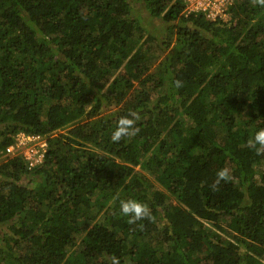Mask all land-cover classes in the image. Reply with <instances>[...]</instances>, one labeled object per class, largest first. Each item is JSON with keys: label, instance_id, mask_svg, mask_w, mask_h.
I'll list each match as a JSON object with an SVG mask.
<instances>
[{"label": "trees", "instance_id": "obj_1", "mask_svg": "<svg viewBox=\"0 0 264 264\" xmlns=\"http://www.w3.org/2000/svg\"><path fill=\"white\" fill-rule=\"evenodd\" d=\"M138 1L161 28L133 0H0V264H264V7ZM19 131L47 136L34 167L5 154Z\"/></svg>", "mask_w": 264, "mask_h": 264}, {"label": "clouds", "instance_id": "obj_2", "mask_svg": "<svg viewBox=\"0 0 264 264\" xmlns=\"http://www.w3.org/2000/svg\"><path fill=\"white\" fill-rule=\"evenodd\" d=\"M252 2L255 5L264 7V0H252ZM172 85L176 89L183 87V83L180 80H173ZM140 120L141 116L137 112H130L128 115L120 117L115 129L111 133L112 142L119 143L123 139L130 141L134 138L140 131V128L137 126ZM248 146L255 149L257 155H264V129H260L254 134L253 138L248 141ZM231 179L232 176L228 168L219 169L216 172L212 190L218 191L221 182L228 183ZM120 211L125 217H128L127 223L130 225H136L142 220H155L150 207L146 203L135 199L122 200L120 202ZM110 260L111 264H120L119 260L115 257H111Z\"/></svg>", "mask_w": 264, "mask_h": 264}, {"label": "built area", "instance_id": "obj_3", "mask_svg": "<svg viewBox=\"0 0 264 264\" xmlns=\"http://www.w3.org/2000/svg\"><path fill=\"white\" fill-rule=\"evenodd\" d=\"M224 0H194L196 10L206 12L210 18L223 14L220 7ZM221 2L220 5H218ZM225 3V2H224ZM47 150V136L36 133L19 131L15 134L13 142L5 148L6 155H20L27 162V167H34L43 161Z\"/></svg>", "mask_w": 264, "mask_h": 264}, {"label": "rangeland", "instance_id": "obj_4", "mask_svg": "<svg viewBox=\"0 0 264 264\" xmlns=\"http://www.w3.org/2000/svg\"><path fill=\"white\" fill-rule=\"evenodd\" d=\"M183 1H184L185 8H186L187 11L188 10L189 11L196 10V8L194 6V0H183ZM133 2H134V6H133V9H134L133 14L134 15L137 14V15L142 16L143 21L146 22L147 25L149 24L150 28H153L154 26H156V23L159 24L158 26L161 28L159 20L151 18V16L142 7V5L140 4V2L138 0H133ZM232 2H233V0H224L223 4H221V2L218 4V5L221 4L220 7H222L223 9H226L224 14H222V17H223L224 20L229 19V15L230 14L227 13V5L231 4ZM150 50H151V52H154L155 54H156V52H158V49L155 48V46H152ZM162 57H163V54L160 57H158V58L161 59ZM158 58L156 59V62H157ZM217 131H218V133H216L217 135H221L222 134V129L221 128H219ZM114 199H115V197L113 195L112 197L109 198L108 204H112Z\"/></svg>", "mask_w": 264, "mask_h": 264}]
</instances>
